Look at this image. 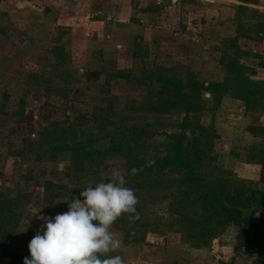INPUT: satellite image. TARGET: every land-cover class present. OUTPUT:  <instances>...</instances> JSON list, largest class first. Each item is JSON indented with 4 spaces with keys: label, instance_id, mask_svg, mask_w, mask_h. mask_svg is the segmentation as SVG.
<instances>
[{
    "label": "rangeland",
    "instance_id": "rangeland-1",
    "mask_svg": "<svg viewBox=\"0 0 264 264\" xmlns=\"http://www.w3.org/2000/svg\"><path fill=\"white\" fill-rule=\"evenodd\" d=\"M185 2L0 0V199L27 196L15 239L7 255L0 257V264H23L30 240L42 231L43 222L37 217L67 211L74 196L86 187L107 182L113 169L122 172L126 187H135L138 198L136 213L122 214L110 228L121 241L113 256L119 255L123 264H184L185 249H195L184 241L183 224L175 213L176 188L149 189L140 179L133 182L127 177L125 152L109 151L110 136L118 127H145L158 134L139 150L148 160L165 155L169 141L163 133H178L183 113L156 114L148 109L158 103L157 96L148 94L156 84L146 86L120 77L141 76L154 71L158 63H168L169 73L179 78L193 71L168 54L174 51L159 45L154 52L147 46L144 60L132 55L135 42L140 46L142 41L138 29L155 27L158 33L176 34L181 27L174 19L181 15L179 7ZM239 17L237 26L244 32L245 20L253 16L241 11ZM233 46H224V55H234ZM168 56L171 61L164 60ZM204 98L201 122L206 125L214 111L217 116L220 103L214 106L207 94ZM85 114L89 118L77 128L75 141L70 135L49 139L43 132L54 123ZM219 118L223 124L225 117ZM258 124L264 125V115ZM221 128L228 130L225 124ZM215 155L208 167L215 176L257 182L251 179L254 169L240 161L237 141L227 138ZM78 159L83 165L74 169ZM47 182L66 185V189H50ZM234 236V228L229 227L203 249H214L219 240L226 246ZM212 259L216 261V257Z\"/></svg>",
    "mask_w": 264,
    "mask_h": 264
},
{
    "label": "trees",
    "instance_id": "trees-1",
    "mask_svg": "<svg viewBox=\"0 0 264 264\" xmlns=\"http://www.w3.org/2000/svg\"><path fill=\"white\" fill-rule=\"evenodd\" d=\"M241 11L245 12L246 9L236 8L237 36L224 44L226 49L234 45L236 51L232 50L234 55L230 53L229 56H222L221 63L226 72L223 82L205 84L189 69L190 74L186 78H179L170 74L169 68L162 66H156L154 71L145 72L141 76L121 75L120 79H130L146 86L150 83L157 85L156 89L148 92L149 95L158 97V103L148 108L151 112L162 114L179 111L184 114L177 134L163 133L169 141L165 155L149 160L140 155L139 150L146 140L158 135L145 127H118L110 136L109 151L125 152L127 177L133 178V182L140 179L143 181L141 184H147L149 189L176 188L173 197L178 209L175 213L178 214V221L183 224L181 231L184 241L193 248L199 250L209 247L213 240L232 227L235 231V250L254 247L258 258L264 264V217L260 215L264 212V187H259V184L264 186V140L250 158V162L261 167L257 182L247 184L245 181L235 180L234 176H215L208 167L216 160L214 143L218 139V133L213 123L204 125L201 122L205 111V94H210L214 106H217L222 96L228 94L232 98L245 101L248 109H258L264 113V81L256 80L255 71L240 64L241 57L250 56L241 50L238 43L239 38L245 34L241 26H237ZM139 43L140 46L135 42L132 55L144 60V47L140 41ZM88 118L86 114L79 115L65 123H54L44 128L43 132L49 139H61L70 135L75 141L77 128L83 123L86 124ZM214 119L215 114L213 121ZM249 130L254 134L261 133L264 139V127H250ZM82 162L78 159L73 168L81 167ZM133 168L137 169L135 174L131 173ZM46 185L50 189H66V185H55L53 182H47ZM26 197L20 195L15 199H0V257L7 255L6 251L15 239ZM126 238L128 239L127 236ZM108 255L114 254L111 252ZM219 264L227 263L221 261Z\"/></svg>",
    "mask_w": 264,
    "mask_h": 264
},
{
    "label": "crops",
    "instance_id": "crops-1",
    "mask_svg": "<svg viewBox=\"0 0 264 264\" xmlns=\"http://www.w3.org/2000/svg\"><path fill=\"white\" fill-rule=\"evenodd\" d=\"M237 7H243L246 9V15L250 13L253 16L245 20L243 25L247 27L245 35L238 40L241 50L250 54V56L241 57L240 64L252 68L256 73V80L264 81V0L256 4L243 3L239 0H186L179 7L181 15L177 18L178 20L174 19L180 22L181 27L175 32L176 34L170 36L169 31V33H166L167 31L158 33L155 27L141 28L138 29V35L142 38L140 42L144 49L148 46L152 52L156 45L161 46L162 49L174 51L168 54H171L181 65L195 71L198 78L205 84L223 82L226 79V72L221 59L224 54L225 41L234 39L238 34L235 25ZM166 39L168 40L165 41ZM173 44L174 47H172ZM154 58L157 57L154 56ZM164 60L171 61L169 56ZM167 64L158 63L157 66L168 68ZM207 95L211 98L210 94ZM219 103L217 116L216 112L211 114L210 121L206 124L213 123L217 130L218 139L214 143V148L218 149L227 141V138L237 141L241 163L244 162L243 165L246 168L254 169L256 174L251 179L258 181L261 167L250 162L249 158L264 139L261 133L254 134L249 128L264 127L258 124V118L263 117L264 113L258 109H248L245 101L232 98L228 94L222 96ZM219 115L225 117L223 124L221 123L223 118H219ZM224 124L228 128L226 131L221 128ZM235 246L234 236L226 246L222 245L219 240L214 249L210 251L185 249L183 263L219 264L222 261L227 264L232 262L233 264H262L254 247H244L236 251ZM212 256L216 257V261L212 259Z\"/></svg>",
    "mask_w": 264,
    "mask_h": 264
},
{
    "label": "clouds",
    "instance_id": "clouds-1",
    "mask_svg": "<svg viewBox=\"0 0 264 264\" xmlns=\"http://www.w3.org/2000/svg\"><path fill=\"white\" fill-rule=\"evenodd\" d=\"M136 172V168L131 169L132 174ZM137 203L135 191L125 186L122 172L111 170L107 182L86 187L74 196L67 211L37 217L43 222L42 231L30 240L29 256L23 264H123L119 255H108L121 246L110 228L122 214L136 213Z\"/></svg>",
    "mask_w": 264,
    "mask_h": 264
}]
</instances>
